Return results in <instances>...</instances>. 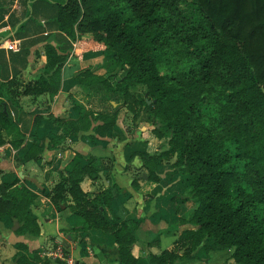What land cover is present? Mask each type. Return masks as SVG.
<instances>
[{"label": "trees", "instance_id": "1", "mask_svg": "<svg viewBox=\"0 0 264 264\" xmlns=\"http://www.w3.org/2000/svg\"><path fill=\"white\" fill-rule=\"evenodd\" d=\"M54 7L51 20L82 50H102L117 64L107 74L88 67L73 77L82 87L100 83L120 90L133 117L141 110L153 124L150 133L165 148L135 150L148 180L157 181L163 161L178 170L183 194L166 193L175 204L189 200L194 207L177 221L182 224L174 249L147 253V264H173L191 256L201 244L207 251L230 249L239 264H264V0H46ZM46 77L8 91L9 99L30 91L54 92L59 86L63 56L48 46ZM11 82H8L9 85ZM6 83H4L5 85ZM140 88V89H139ZM115 111L82 109L75 119L48 114L61 130L54 137L76 136L114 124ZM158 123V126H154ZM11 124L0 110L1 130ZM90 138V135L81 136ZM17 146V143H12ZM48 147L52 145L47 143ZM41 146L30 144L25 158L37 159ZM96 157L77 154L65 174L44 191L53 204L65 203L82 218L77 230L110 235L122 264H135L130 246L136 240L134 219H118L111 203L118 189L111 182L92 196L81 190L83 176L94 179ZM114 190V191H116ZM36 193L21 184L0 183V217L17 220L16 232L37 234L29 205ZM160 195L158 198H161ZM110 216H106L105 209ZM13 264H38L37 250L19 242ZM76 264H87L76 262Z\"/></svg>", "mask_w": 264, "mask_h": 264}, {"label": "crops", "instance_id": "2", "mask_svg": "<svg viewBox=\"0 0 264 264\" xmlns=\"http://www.w3.org/2000/svg\"><path fill=\"white\" fill-rule=\"evenodd\" d=\"M53 9L46 0H0V110H6L11 120V124L1 130L5 141L0 144V183L23 184L36 193L28 210L39 228L37 234L16 232L17 220L6 215L0 217V264H13L12 256L19 242L29 250L38 251L43 259L38 264H62L53 255L56 247L76 262L122 264L110 235L94 229L77 230L82 218L71 212L67 194L65 203L56 205L44 193L65 174L77 154L97 158L94 165L98 176L94 179L83 176L79 181L81 190L92 196L111 182L115 183L118 189L112 188L117 194L111 203L114 220L138 222L136 240L130 246L131 255L137 259L135 264H147V253H158L164 248L180 254L182 248L176 246L175 239L183 225L177 218L191 211L194 204L189 200L175 204L168 198H158L165 192L183 194L185 184L180 173L170 165L172 159H169L158 166V180H148L139 157L130 155L135 150L152 152L165 148V142L161 144L162 138L146 135L150 133L151 121L141 110L133 117L120 90L108 92L100 83L82 87L74 82L73 77L82 68L105 75L114 70L117 63L102 50H82L77 46L54 25ZM8 39H17L19 48L6 49L3 41ZM48 46L63 56L59 86L54 92L26 91L16 95L13 102L8 91L18 92L24 83H32L52 72L53 68L46 67ZM8 82L11 83L7 85ZM82 109L94 113L115 111L114 124L93 132L91 126L97 123L93 121L90 128L78 130L73 138L70 135L54 137L52 133L59 134L61 130L48 121V114L75 119ZM85 135L91 137H81ZM48 141L51 147L47 146ZM14 142L18 145L13 146ZM30 144L41 146L37 159L24 157ZM105 213L110 216L109 209L106 208ZM14 221H17L16 227H13ZM200 249L207 251L200 244L190 252L191 257ZM227 259L229 263L239 264L232 258ZM181 262L177 258L173 264Z\"/></svg>", "mask_w": 264, "mask_h": 264}, {"label": "rangeland", "instance_id": "3", "mask_svg": "<svg viewBox=\"0 0 264 264\" xmlns=\"http://www.w3.org/2000/svg\"><path fill=\"white\" fill-rule=\"evenodd\" d=\"M140 89V88H139ZM150 128H153V124L149 123ZM154 126H158V125H154ZM146 135H151V133L148 132V134L146 133ZM161 144H164V140L162 139ZM164 196V194H162V197L160 199H162ZM164 199V198H163ZM229 252L230 249H226V248H222V249H217L214 250L212 252H207L204 249H200L197 250L195 253V257H191V256H186L183 258H179V260H182V264H232L229 263L227 258L229 257ZM179 262V261H177Z\"/></svg>", "mask_w": 264, "mask_h": 264}, {"label": "built area", "instance_id": "4", "mask_svg": "<svg viewBox=\"0 0 264 264\" xmlns=\"http://www.w3.org/2000/svg\"><path fill=\"white\" fill-rule=\"evenodd\" d=\"M4 42V47L9 50H17L19 48V43L17 39H8ZM53 255L59 258L62 261V264H76V261L72 260L71 258L67 257V255H63L61 248L56 247L53 250Z\"/></svg>", "mask_w": 264, "mask_h": 264}, {"label": "water", "instance_id": "5", "mask_svg": "<svg viewBox=\"0 0 264 264\" xmlns=\"http://www.w3.org/2000/svg\"><path fill=\"white\" fill-rule=\"evenodd\" d=\"M156 125H158V123H156ZM16 226H17V221H14L13 227H16Z\"/></svg>", "mask_w": 264, "mask_h": 264}]
</instances>
